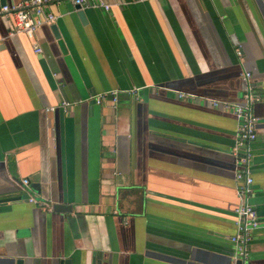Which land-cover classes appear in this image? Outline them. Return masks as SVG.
<instances>
[{"label":"crops","instance_id":"1","mask_svg":"<svg viewBox=\"0 0 264 264\" xmlns=\"http://www.w3.org/2000/svg\"><path fill=\"white\" fill-rule=\"evenodd\" d=\"M111 1L54 5L34 39L0 15V264H230L237 117L211 99L243 103V71L264 264V0Z\"/></svg>","mask_w":264,"mask_h":264},{"label":"built area","instance_id":"2","mask_svg":"<svg viewBox=\"0 0 264 264\" xmlns=\"http://www.w3.org/2000/svg\"><path fill=\"white\" fill-rule=\"evenodd\" d=\"M69 1L80 9L99 8L109 11L113 2L111 0H22L16 3H5L0 6V15L4 16L13 25L12 33L25 34L30 39L35 38V34L44 24L53 23L57 19V15L52 11L54 5ZM35 44L37 52H42V48ZM241 55V51H238ZM242 76L247 86L243 103H235L231 101H222L211 99L215 107H220L226 111H231L237 117V130L234 145L231 153L235 158V179L239 183L237 193L239 196V205L236 207V232L231 236L234 246L233 261L230 264H236L238 260H246L250 253V242L252 240L253 231L259 225L257 212L250 201L254 194V178L252 176L251 162L252 151L250 143L258 137L259 118L253 112V103L260 97L255 93L253 85V74L249 71H243ZM133 94L136 90H131ZM118 90L110 91L111 102L117 101ZM182 96L192 97L181 93ZM84 100L68 101L65 100L61 106L65 109ZM105 101L104 95L97 96V102ZM23 188L29 187V179H23ZM29 201L38 206L51 210V203L45 199L37 198L33 195L28 197Z\"/></svg>","mask_w":264,"mask_h":264},{"label":"water","instance_id":"3","mask_svg":"<svg viewBox=\"0 0 264 264\" xmlns=\"http://www.w3.org/2000/svg\"><path fill=\"white\" fill-rule=\"evenodd\" d=\"M77 9H79V15L82 19L83 22H87V15L84 9H80L79 6H77ZM53 209L56 211H66V210H71V205L68 204H64V203H54L53 205ZM228 260H231V257H228ZM61 264H71V260L70 259H66L61 261ZM236 264H245L244 260H238Z\"/></svg>","mask_w":264,"mask_h":264}]
</instances>
